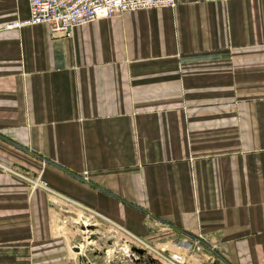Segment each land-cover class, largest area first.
<instances>
[{
	"label": "crops",
	"instance_id": "1",
	"mask_svg": "<svg viewBox=\"0 0 264 264\" xmlns=\"http://www.w3.org/2000/svg\"><path fill=\"white\" fill-rule=\"evenodd\" d=\"M27 18L0 0V264H264V0Z\"/></svg>",
	"mask_w": 264,
	"mask_h": 264
},
{
	"label": "built area",
	"instance_id": "2",
	"mask_svg": "<svg viewBox=\"0 0 264 264\" xmlns=\"http://www.w3.org/2000/svg\"><path fill=\"white\" fill-rule=\"evenodd\" d=\"M175 6L176 0H28V18L17 21L11 26L45 24L54 33L70 35L75 27L100 17L110 18L129 11L174 8ZM86 223L89 222L83 219L82 226ZM92 224L96 225L95 222ZM82 232L86 238L88 230L82 229ZM78 246L76 248L80 251ZM185 246L187 247L184 253L175 252L170 255L174 264L184 263L187 255L192 257L195 251L200 250L197 243L192 245L186 243ZM140 248L146 250L144 247ZM101 254L105 261L110 260L111 256L106 248L101 251ZM129 255L132 256L130 259H140L139 256L135 257L132 250L128 253Z\"/></svg>",
	"mask_w": 264,
	"mask_h": 264
},
{
	"label": "rangeland",
	"instance_id": "3",
	"mask_svg": "<svg viewBox=\"0 0 264 264\" xmlns=\"http://www.w3.org/2000/svg\"><path fill=\"white\" fill-rule=\"evenodd\" d=\"M47 207L50 211V214H49V217H50V220L51 222L54 224L53 227L57 228V232L60 233V234H64L67 235L68 233V230H71L73 233H75L73 236V243L75 245H79L80 243H84L86 242V238L85 236L83 235V232H82V219H81V213L79 210H75L73 207L71 208L70 206H64L63 204H60L59 201H57L56 203H48L47 204ZM72 209V211H71ZM54 210H57L60 211L58 213L61 214L62 213H67L69 215H71V217L67 218V221L65 220V216H62V222H65V223H62L60 218H57L59 215L57 214L56 215V219L57 221L55 222V215L53 214L55 211ZM88 222L89 224H91L92 222H96L94 218H92L91 216L88 217ZM68 224V225H67ZM84 230V229H83ZM83 239V240H81ZM85 240V241H84Z\"/></svg>",
	"mask_w": 264,
	"mask_h": 264
},
{
	"label": "water",
	"instance_id": "4",
	"mask_svg": "<svg viewBox=\"0 0 264 264\" xmlns=\"http://www.w3.org/2000/svg\"><path fill=\"white\" fill-rule=\"evenodd\" d=\"M82 229H86L89 231L88 240H95L97 238V234L95 233V230L97 229V225L95 224L84 225L82 226ZM131 250L141 255L144 253V250L141 248L132 247ZM148 264H154V263L149 262Z\"/></svg>",
	"mask_w": 264,
	"mask_h": 264
},
{
	"label": "bare ground",
	"instance_id": "5",
	"mask_svg": "<svg viewBox=\"0 0 264 264\" xmlns=\"http://www.w3.org/2000/svg\"><path fill=\"white\" fill-rule=\"evenodd\" d=\"M135 247V246H134ZM136 248H140V247H136ZM109 254H110V252L109 251H107Z\"/></svg>",
	"mask_w": 264,
	"mask_h": 264
}]
</instances>
